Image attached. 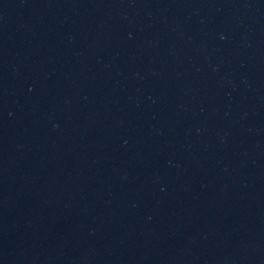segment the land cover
I'll use <instances>...</instances> for the list:
<instances>
[{
    "label": "water",
    "instance_id": "obj_1",
    "mask_svg": "<svg viewBox=\"0 0 264 264\" xmlns=\"http://www.w3.org/2000/svg\"><path fill=\"white\" fill-rule=\"evenodd\" d=\"M0 264H264V0H0Z\"/></svg>",
    "mask_w": 264,
    "mask_h": 264
}]
</instances>
